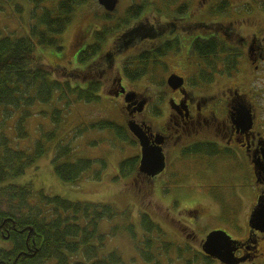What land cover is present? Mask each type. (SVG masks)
I'll list each match as a JSON object with an SVG mask.
<instances>
[{
  "label": "rangeland",
  "instance_id": "374dc122",
  "mask_svg": "<svg viewBox=\"0 0 264 264\" xmlns=\"http://www.w3.org/2000/svg\"><path fill=\"white\" fill-rule=\"evenodd\" d=\"M215 1H212L210 6L214 5V3L217 6L223 1L228 2V11L224 12L227 15L222 17L220 13L202 14L199 16L200 22L223 23L224 28H230V32H233L230 37H224L226 44L241 48L239 49L241 57L237 71L239 77L232 80V83L239 84L243 92L252 97L250 101L259 119L256 118V126H259L264 134V62H260L259 72L253 70L250 60H248L246 48L249 35L254 31L261 32L264 28V0ZM57 2L45 1L35 13L34 5L28 0H13L10 4L1 1L0 28L3 29V34L16 37L24 35L28 32L30 25L34 24L32 15H40L42 9H55ZM164 2H169V0H164ZM139 3V0H120L114 17L107 19L105 18L107 17L106 12L98 4L97 0H84L83 4L76 6L68 27L58 37L60 41L59 47H62V50L38 48L36 52L37 58L43 66L52 71L53 79L61 83H69L72 87H83V82L91 78V75L89 76L91 66L81 65L76 61V56L80 51L79 45L82 42L92 44L93 34L97 31L106 30L113 33L106 37V42L103 43L101 50L106 45L110 46L107 48L110 49L113 45V42H111L112 38L123 33V29H125H121L126 18V16H123V10L139 7ZM14 4L20 5L18 12L13 9ZM194 6L192 17L198 20L196 14L202 6L198 2ZM217 9L218 7H215L214 10ZM146 17L148 21L145 19L142 21L156 24L151 16L146 14ZM92 31L91 36L90 33ZM204 33L196 31L194 35L208 36V34ZM239 40H241V43H236ZM131 55L133 54L126 55L124 58ZM119 64L120 62H118V66ZM176 64V62L171 61V69L176 67ZM151 72L150 84L159 85L162 79L165 78L167 70L156 66ZM85 76L87 78L84 80ZM219 78L215 77L217 83ZM124 84L126 85L125 82ZM129 85L127 86L130 90L141 94L143 85L146 86L147 83L141 82L138 84V87L141 86V88ZM229 85L232 87V84L228 83ZM217 86L218 88L216 89L219 91L221 84H217ZM109 90L110 88H106L101 92L102 99L99 104L85 105L79 103L71 105L69 109L63 112V123L61 122V126L57 130V140L55 142L64 141L73 147V156L70 161L87 159L98 162L94 163L95 166L91 171L87 172L80 182L77 184L65 183L56 177L52 165L55 151L54 142L50 146L49 153L26 169L23 176L0 184V189L9 183L18 185L29 184L35 194L41 192L47 197H60L71 202L94 203L97 205L109 204L119 213H129L130 217L126 220L122 219V216L118 214L112 221L100 223L98 235H102L105 239L103 247L99 251L98 259L107 257L111 252H116L122 259L123 264H148L138 254L145 247L144 242L147 239L140 227V216L144 213L148 214L161 230L159 236L152 234L149 237L153 241L152 261L150 264H187L188 262L190 264H205L200 254L202 253L200 243L209 232L224 231L232 240L242 239L248 230L246 220L250 206L257 197L258 189H260V186L254 184L253 180L250 179L249 166L245 161H243L244 166L242 167H238V164H231L229 170H224L226 176L216 178L219 181L218 185L215 186L213 180L203 190H199L203 196L211 197L212 201H189L184 204L183 201H176L174 194L178 191L190 193L195 190L190 185L192 184L191 171L193 165L187 158L173 161L169 172L165 178L160 180L158 187L154 185L155 191L157 193L160 191L159 196L162 201L156 194L152 195L151 198L149 197L148 201H142L137 197L135 188L130 183V180L121 179L115 181L116 178L113 180V177L118 173L119 164L134 156L137 151L131 146L132 143L126 133V141L123 142L117 139L112 131L99 132L90 128L94 121H111L126 128L123 122L122 102L121 100L112 99V94L110 95ZM150 90L154 91L153 89ZM158 92L163 97L167 95L164 88ZM151 94L153 93L151 92ZM54 97L53 101L48 105L37 104L33 107V116L24 124V129L27 130L29 135L27 139L20 140L16 137L14 120L7 122L5 134L13 147L31 150L35 141L40 137V128H43L44 132L54 129L50 115L57 107L61 109L67 99L74 100V98L69 96L57 103V95ZM43 113H48V117L42 118L41 115L43 116ZM79 129L80 134H78ZM100 164L105 166V168L101 169ZM98 171H101L100 179H92L94 177L93 173L95 174ZM31 203V205L35 204L38 207L37 196L32 197ZM193 204L196 205L197 214H199L197 219L199 228L196 236L191 235L188 237L186 235L192 234V232L190 229L182 231L183 228L179 225V221H183L186 218L187 221L185 223L187 225L192 222L189 217H192L193 213L189 214L187 209ZM10 205L12 204L8 201H1L0 213L6 211ZM198 205L202 208L204 207V209L201 210ZM40 206L44 210V216L51 220V212L48 211V207L43 203ZM200 215L204 217L202 218ZM113 226H116L118 231L116 232L117 234L113 235L114 237H111ZM189 226L191 228L194 227L193 225ZM129 227H131L135 236L134 240L128 231ZM259 240L262 247L260 251L264 253V234L260 235ZM165 246H168L166 247L167 249H165ZM8 248L9 244L0 239V249ZM46 264L53 263L48 261ZM211 264L217 263L212 262Z\"/></svg>",
  "mask_w": 264,
  "mask_h": 264
},
{
  "label": "trees",
  "instance_id": "16d2710c",
  "mask_svg": "<svg viewBox=\"0 0 264 264\" xmlns=\"http://www.w3.org/2000/svg\"><path fill=\"white\" fill-rule=\"evenodd\" d=\"M1 1L6 4L13 2V0ZM28 1L34 5L35 13L45 1L58 2L53 10L42 9L40 15L33 14L34 24L30 25L24 35L18 37L4 35L3 29L0 28V184L23 176L26 169L49 153L51 144L57 140V130L61 126L65 110L73 104H99L102 99L100 91L102 82L99 79L89 80L85 76L83 87H72L69 83H61L53 79L52 71L43 66L36 56L38 48L62 50V47H59L58 37L68 27L76 6L83 4L84 0ZM19 6L14 4L13 9L18 12ZM216 7L218 9L214 10V8L213 14L225 12L229 8L227 1L221 2ZM139 12L138 7L129 9L126 18L124 17L125 22L137 20L140 17ZM106 15L105 18L109 19L115 14L106 13ZM145 32V29L129 30L116 41L115 45L120 51L127 50L128 44L135 42L139 44ZM112 33L106 30L95 32L94 44L86 51L77 54L76 61L81 65L92 64L90 62L101 52L106 37ZM193 50L203 65L199 71V80L206 84L212 83L215 76L224 75L231 78L238 71L241 57L238 47L212 38L207 41L197 40ZM127 52H121L119 57H125ZM146 55L144 53L122 61V70L128 80L136 81L146 75H152L151 70L159 63L155 60L151 61ZM56 95L57 103L69 96L74 100L67 99L61 109L57 107L50 115L54 129L44 132V129L40 128V137L31 150L13 147L5 134L7 122L14 120L16 137L20 140L27 139L29 135L24 129V124L33 116V107L37 104H50ZM41 117L47 118L48 113H43ZM90 128L99 132L112 131L121 141H126L125 133L128 135L126 128L111 121H94ZM78 132L81 133L80 129ZM54 145L52 165L56 177L62 182L77 184L87 172L91 171L95 166L94 163H98L87 159L70 161L73 156L72 145L64 141L55 142ZM100 166L101 169L105 168L101 164ZM134 166V160L120 163L119 177L115 180L128 178L134 172ZM93 175L92 179L99 180L101 171ZM36 196L38 207L35 204L31 205L32 197ZM1 201H8L12 205L0 213V239L9 244L8 249H0V264H46L48 261L53 264H123L116 252L98 259L105 239L102 235H98V229L101 222L112 221L118 214L126 220L130 217L129 213H119L109 204L71 202L60 197H47L41 192L35 194L29 184H7L0 189ZM42 203L51 212V220L44 216V210L40 206ZM140 227L147 239L144 242L145 247L138 254L145 263L150 264L153 241L149 237L152 234L159 236L161 230L145 213L140 216ZM113 228L111 237H114L113 235L118 231L116 226ZM128 231L134 240L131 227ZM166 247L168 246H165V249ZM200 254L205 264L214 263L211 258Z\"/></svg>",
  "mask_w": 264,
  "mask_h": 264
},
{
  "label": "flooded vegetation",
  "instance_id": "af4514ba",
  "mask_svg": "<svg viewBox=\"0 0 264 264\" xmlns=\"http://www.w3.org/2000/svg\"><path fill=\"white\" fill-rule=\"evenodd\" d=\"M139 1L140 17L137 20L125 22L127 26L121 27V29L125 28L123 33L112 38V47L107 49L110 46L106 45L107 47L105 46L96 56L97 59L94 58L92 64L88 65L91 66L89 80L99 79L102 82L100 91L110 88L109 93L112 94V99L122 102L123 122L129 132L127 133L132 142L131 146L137 151L128 159L134 160L135 166L132 175L126 179L130 180L140 200L148 201L149 197L156 194L162 201L159 196L160 191L157 193L154 185L158 187L160 180L169 172L173 161L187 158L193 165L190 185L195 190L190 193L178 191L174 194L176 201H183V204L189 201H212L211 197L203 196L199 190H203L213 180L215 186L218 185L219 181L216 178L226 176L224 170H229L231 164L242 167L245 161L249 166L250 179L260 186V189L249 209L246 220L247 234L242 239H238L233 264H264V253L260 251L262 247L259 240L260 235L264 233L252 230L248 224L258 201H264V134L259 126H256L258 117L250 101L252 97L245 94L239 84L232 83V80L239 77L237 72L231 78L224 75L215 76L220 77L218 83L216 79L210 84L199 80V71L203 65L193 50L197 40L207 41L217 38L224 42V37H230L233 32H230V28H224L223 23L202 20L200 22L199 16L213 13L212 10L216 6L215 3L210 6V3L214 0H169L166 3L164 0ZM119 2L120 0L115 11L110 13L111 15L116 12ZM197 2L202 6L196 14L198 20L192 17L194 5ZM128 10H123V16H126ZM223 13H220V16L227 15ZM146 14L151 16L156 24L142 21L146 20ZM136 29L146 30L139 44L135 42L128 44L127 50H118L116 41L126 35L129 30ZM196 31L205 32L204 34L208 36H196L194 35ZM92 33L93 31L90 33L91 36ZM91 43L94 44V39ZM236 43H241V40ZM92 44L82 42L79 45L78 55ZM246 48L252 69L259 72L260 62H264V28L261 32L254 31L249 35ZM238 49L241 48L238 47ZM127 51H129L127 55L133 54L129 57L145 53L151 61H157L159 67L167 70L162 82L159 85L150 84V74L136 81L128 80L121 66L126 58L119 57L121 52ZM122 58L124 59L120 60ZM171 61L177 63L173 69L170 67ZM118 62H120L119 66ZM171 75L182 78V86L175 90L171 89L167 84V79ZM141 82L147 83L146 86L143 85L141 94L130 90L127 86L130 84L136 88ZM228 83L232 84V87L228 86ZM217 84H221L219 91L216 89ZM163 88L167 92L165 97L158 92ZM123 90L124 93H122ZM126 94L132 95L129 102L125 101ZM239 106H246L250 110L252 127L249 130H244L241 122H237L236 110ZM130 123L142 130L148 147L158 150L163 160V169L155 176H149L146 172L140 171L141 146L139 140L129 130ZM200 209L203 210L204 207ZM187 210L189 214L193 213L192 217H189L192 220L189 225L194 227L191 228L185 223L186 218L179 221V225L183 228L182 231L190 229L192 232L186 236H196L199 228L196 205H191ZM205 237L200 243L201 250ZM212 261L221 264L218 260Z\"/></svg>",
  "mask_w": 264,
  "mask_h": 264
},
{
  "label": "water",
  "instance_id": "95a60500",
  "mask_svg": "<svg viewBox=\"0 0 264 264\" xmlns=\"http://www.w3.org/2000/svg\"><path fill=\"white\" fill-rule=\"evenodd\" d=\"M99 5L105 11L113 12L117 6L118 0H97ZM251 54V52H250ZM168 86L175 90L182 86L183 79L175 75H171L167 79ZM124 93V90L122 91ZM131 94H126L125 101L129 102ZM237 122H241L244 130L252 127V117L250 110L246 106H239L236 110ZM130 132L139 140L141 146L142 160L140 163V171H144L149 176H155L163 169V160L158 150L148 147L142 130L133 123L128 125ZM249 227L252 230L264 233V201H258L256 208L249 219ZM238 243L232 240L223 231H213L209 233L202 246L203 253L223 264H233L234 251Z\"/></svg>",
  "mask_w": 264,
  "mask_h": 264
},
{
  "label": "bare ground",
  "instance_id": "6f19581e",
  "mask_svg": "<svg viewBox=\"0 0 264 264\" xmlns=\"http://www.w3.org/2000/svg\"><path fill=\"white\" fill-rule=\"evenodd\" d=\"M123 142H124V141H123ZM122 162H123V161H122ZM122 162H121V163H122Z\"/></svg>",
  "mask_w": 264,
  "mask_h": 264
}]
</instances>
